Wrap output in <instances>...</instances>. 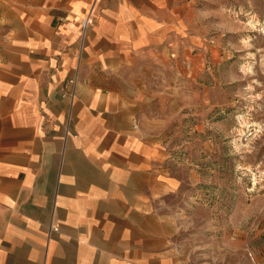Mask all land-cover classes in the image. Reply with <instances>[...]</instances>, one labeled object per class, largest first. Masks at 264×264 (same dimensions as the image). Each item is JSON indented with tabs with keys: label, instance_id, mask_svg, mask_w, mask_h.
<instances>
[{
	"label": "crops",
	"instance_id": "1",
	"mask_svg": "<svg viewBox=\"0 0 264 264\" xmlns=\"http://www.w3.org/2000/svg\"><path fill=\"white\" fill-rule=\"evenodd\" d=\"M21 1L0 0V264H182L161 213L181 184L161 129L183 79V5Z\"/></svg>",
	"mask_w": 264,
	"mask_h": 264
},
{
	"label": "rangeland",
	"instance_id": "2",
	"mask_svg": "<svg viewBox=\"0 0 264 264\" xmlns=\"http://www.w3.org/2000/svg\"><path fill=\"white\" fill-rule=\"evenodd\" d=\"M179 5L188 80L161 143L181 184L161 213L182 264H264V0Z\"/></svg>",
	"mask_w": 264,
	"mask_h": 264
},
{
	"label": "built area",
	"instance_id": "3",
	"mask_svg": "<svg viewBox=\"0 0 264 264\" xmlns=\"http://www.w3.org/2000/svg\"><path fill=\"white\" fill-rule=\"evenodd\" d=\"M94 16L92 15V12L89 11L86 13L83 17H81L79 25H80V41H79V49L78 54L79 56L83 53L85 43H86V37L89 28L91 27L93 23ZM82 82V79H80L79 74L77 71L73 74L72 77H69L66 79L63 86H61V96L64 98H68L70 101H73L76 95V89L79 83ZM58 227L51 226L49 227V233L52 231H57Z\"/></svg>",
	"mask_w": 264,
	"mask_h": 264
}]
</instances>
